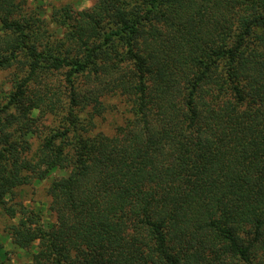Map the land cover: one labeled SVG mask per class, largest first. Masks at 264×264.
<instances>
[{
    "label": "trees",
    "instance_id": "trees-1",
    "mask_svg": "<svg viewBox=\"0 0 264 264\" xmlns=\"http://www.w3.org/2000/svg\"><path fill=\"white\" fill-rule=\"evenodd\" d=\"M28 2L0 0V215L24 264H264V0ZM47 179L45 220L15 198Z\"/></svg>",
    "mask_w": 264,
    "mask_h": 264
},
{
    "label": "rangeland",
    "instance_id": "rangeland-1",
    "mask_svg": "<svg viewBox=\"0 0 264 264\" xmlns=\"http://www.w3.org/2000/svg\"><path fill=\"white\" fill-rule=\"evenodd\" d=\"M96 0H29L28 8L31 11L39 12L43 17H49L51 11L54 7H61L63 5H70L75 10H83L92 6ZM8 74L6 72H0V90L8 89ZM113 104L118 106V113L110 112L103 119L101 124L104 128H112L114 124L119 123L123 120L122 111L124 105H122L118 100L113 99ZM116 112V111H115ZM114 114V115H112ZM117 121V122H116ZM56 173L55 175H59ZM51 179V178H49ZM49 179L44 180L42 183L35 184L34 187H26L18 193L15 198V202L28 207V210L42 211L44 212L45 220L51 218L48 212L45 210L46 204L48 203V197L46 194V188ZM17 222V220L10 219L9 217H4L0 215V245L3 244L8 252L7 264H24L29 261L31 254L36 249L23 250L15 246L8 236V227Z\"/></svg>",
    "mask_w": 264,
    "mask_h": 264
}]
</instances>
